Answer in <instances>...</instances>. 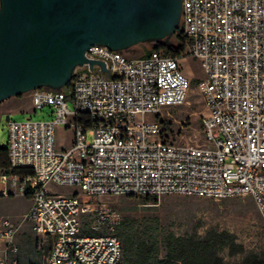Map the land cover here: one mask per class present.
<instances>
[{
	"label": "built area",
	"instance_id": "built-area-1",
	"mask_svg": "<svg viewBox=\"0 0 264 264\" xmlns=\"http://www.w3.org/2000/svg\"><path fill=\"white\" fill-rule=\"evenodd\" d=\"M180 24L205 76L202 144L169 139L158 120L192 85L158 51L131 59L93 46L86 59L109 72L78 66L63 89L32 92L52 120L9 122L0 195L31 200L23 222L50 241L47 264H124L122 220L99 206L105 197H249L264 220V0H182ZM16 234L0 220V264H18Z\"/></svg>",
	"mask_w": 264,
	"mask_h": 264
},
{
	"label": "rangeland",
	"instance_id": "rangeland-1",
	"mask_svg": "<svg viewBox=\"0 0 264 264\" xmlns=\"http://www.w3.org/2000/svg\"><path fill=\"white\" fill-rule=\"evenodd\" d=\"M156 44V41L142 43L123 51V55L131 59L140 58ZM178 60L187 78L191 82L197 80L199 83L191 85L189 97L183 106L165 110L158 120L163 122L165 134L169 139L202 144L201 120L207 114L206 103L200 90L205 78L204 71L200 61L190 53L189 46ZM32 92L10 98L0 104V148L8 149L9 122L52 120L53 110L50 107L37 109L35 113ZM69 109H74L72 102L69 103ZM7 117L10 121H7ZM56 139L59 147L68 148L72 143V133L60 128ZM61 193L68 194L65 190H61ZM30 206V199L5 198L0 195V220L8 221L17 230L15 240L18 246V264H47L50 241L36 235L32 226L23 222L24 214ZM99 206L108 210L110 215H120L122 222L132 219L139 226H145L150 218H157L165 231L172 232L177 237H194L203 241L214 233L233 236L235 244L221 250L211 264L264 263V220L252 198L215 201L167 196L151 199L148 203L144 198L111 196L101 199Z\"/></svg>",
	"mask_w": 264,
	"mask_h": 264
},
{
	"label": "water",
	"instance_id": "water-1",
	"mask_svg": "<svg viewBox=\"0 0 264 264\" xmlns=\"http://www.w3.org/2000/svg\"><path fill=\"white\" fill-rule=\"evenodd\" d=\"M181 15L182 0H0V104L39 88L61 90L87 63L108 71L87 60V50L164 40Z\"/></svg>",
	"mask_w": 264,
	"mask_h": 264
},
{
	"label": "trees",
	"instance_id": "trees-1",
	"mask_svg": "<svg viewBox=\"0 0 264 264\" xmlns=\"http://www.w3.org/2000/svg\"><path fill=\"white\" fill-rule=\"evenodd\" d=\"M156 43L143 56L152 51H163L180 59L189 46V40L181 26L174 35ZM198 83L197 80L191 82L192 85ZM2 172H8V149L5 147L0 148V173ZM144 199L148 203L151 201L150 198ZM118 235L123 243L124 264H211L221 250L235 244L234 237L226 233L211 234L203 241L194 237H177L172 232L165 231L157 218L148 219L145 226H139L135 220L125 219L118 227Z\"/></svg>",
	"mask_w": 264,
	"mask_h": 264
},
{
	"label": "crops",
	"instance_id": "crops-1",
	"mask_svg": "<svg viewBox=\"0 0 264 264\" xmlns=\"http://www.w3.org/2000/svg\"><path fill=\"white\" fill-rule=\"evenodd\" d=\"M19 108H20V106H19ZM19 108H17V110L19 109ZM15 111V110H14ZM13 112V111H12Z\"/></svg>",
	"mask_w": 264,
	"mask_h": 264
}]
</instances>
